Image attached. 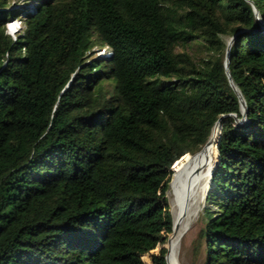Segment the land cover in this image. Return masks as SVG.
<instances>
[{"label": "trees", "instance_id": "1", "mask_svg": "<svg viewBox=\"0 0 264 264\" xmlns=\"http://www.w3.org/2000/svg\"><path fill=\"white\" fill-rule=\"evenodd\" d=\"M251 1L259 20L245 0H38L11 36L21 14L0 0V264H167L162 197L220 116L202 264H264V0Z\"/></svg>", "mask_w": 264, "mask_h": 264}, {"label": "bare ground", "instance_id": "2", "mask_svg": "<svg viewBox=\"0 0 264 264\" xmlns=\"http://www.w3.org/2000/svg\"><path fill=\"white\" fill-rule=\"evenodd\" d=\"M248 3L252 6L255 18L259 20L253 2ZM229 46L230 44L227 45L224 60L227 59ZM217 123L203 147L181 163L170 180L167 197L170 198L172 232L168 237L167 264H183L180 259L182 238L195 224L204 205L211 175V150Z\"/></svg>", "mask_w": 264, "mask_h": 264}, {"label": "rangeland", "instance_id": "3", "mask_svg": "<svg viewBox=\"0 0 264 264\" xmlns=\"http://www.w3.org/2000/svg\"><path fill=\"white\" fill-rule=\"evenodd\" d=\"M37 3H38V0H11L12 8H14L15 10H18L21 16L20 17L13 16L9 18V21L6 25L7 33H9L11 36H15L24 27L23 19L25 18L26 14L28 12H33L34 9L32 7L35 6V4ZM262 20L264 21V18H262ZM10 25L12 26L11 29L10 27H8ZM229 40H230V37H226V44L229 42ZM230 45H232L233 47V41L230 43ZM187 50L196 59H198L201 56L206 55L205 49L200 46H194V43H191L189 46H187ZM109 53L110 51H109V48L107 47L98 48L95 46L93 48L94 57L108 55ZM235 118L238 120L240 119V117H237V116H235ZM162 198H164L165 201H168L170 199L169 197H162ZM206 206L207 204L204 202V205L199 212L200 215L198 216L197 221L192 226L190 231L182 238L180 259L183 264H202L204 253H203V245H202V240L200 237V232L204 225L205 219H204L203 214H204V209ZM167 218H170L171 220L170 216L165 217V219ZM165 230L168 231L166 226L164 227L163 232ZM166 241H167V236L164 235L161 240V243L158 246H156L152 251H150V253L157 254L161 247H164L166 249L165 247Z\"/></svg>", "mask_w": 264, "mask_h": 264}, {"label": "water", "instance_id": "4", "mask_svg": "<svg viewBox=\"0 0 264 264\" xmlns=\"http://www.w3.org/2000/svg\"><path fill=\"white\" fill-rule=\"evenodd\" d=\"M245 1H250V2H252L251 0H245ZM256 30V28L255 27H251L248 31L249 32H253V31H255ZM234 39H235V34L233 35V36H231L230 37V40H229V42L226 44V48H225V54H226V51H227V45L228 44H230L232 41H234ZM228 60H229V56H227V59L226 60H224V69H225V73H226V75H227V78H228V81H229V83H230V85L232 86V88L234 89V91L236 92V94L238 95V98H239V102H240V112H241V115H242V117L238 120V119H236V121H241V120H243L244 119V117H245V114H246V107H245V102H244V100L242 99V97H241V95H240V93H239V91H238V89H237V87L235 86V84L233 83V80H232V78H231V76H230V74H229V71H228ZM232 116H236L235 114H232ZM221 117L222 116H220L216 121H215V123H217L218 121H220V119H221ZM214 123V124H215ZM220 129H221V126H220ZM220 129H219V134H218V138H217V141H216V161L218 160V155H217V143H218V140H219V136H220ZM207 192V191H206Z\"/></svg>", "mask_w": 264, "mask_h": 264}, {"label": "snow or ice", "instance_id": "5", "mask_svg": "<svg viewBox=\"0 0 264 264\" xmlns=\"http://www.w3.org/2000/svg\"><path fill=\"white\" fill-rule=\"evenodd\" d=\"M9 27H10V29L12 28V26H11V25H10Z\"/></svg>", "mask_w": 264, "mask_h": 264}, {"label": "built area", "instance_id": "6", "mask_svg": "<svg viewBox=\"0 0 264 264\" xmlns=\"http://www.w3.org/2000/svg\"><path fill=\"white\" fill-rule=\"evenodd\" d=\"M9 27V26H8Z\"/></svg>", "mask_w": 264, "mask_h": 264}]
</instances>
